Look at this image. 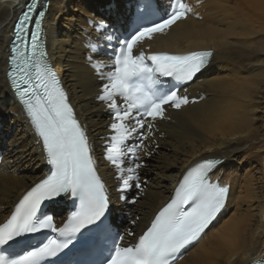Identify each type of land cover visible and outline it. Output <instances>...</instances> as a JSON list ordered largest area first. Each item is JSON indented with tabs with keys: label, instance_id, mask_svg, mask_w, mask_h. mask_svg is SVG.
I'll return each mask as SVG.
<instances>
[{
	"label": "snow or ice",
	"instance_id": "snow-or-ice-1",
	"mask_svg": "<svg viewBox=\"0 0 264 264\" xmlns=\"http://www.w3.org/2000/svg\"><path fill=\"white\" fill-rule=\"evenodd\" d=\"M128 4L116 24L102 18L86 23L95 33L87 44L90 67L100 81L96 99L109 110L111 121L101 159L114 169L118 199L134 204L136 200L128 201L123 193L132 187L143 192L140 154L151 155L144 141L151 136L153 122L164 118L166 106L179 110L190 103L177 85L203 73L213 53L146 54L145 43L166 36L193 14V8L186 0ZM47 6L45 0H24L20 6L9 45L7 81L49 169L0 222V264H177L225 207L229 189L211 178L224 161L207 158L189 167L142 233L126 231L135 242L125 244L126 236L115 232L109 219L111 200L98 175L87 130L49 63L43 39ZM102 49L105 58L92 55ZM162 78H170L173 85L165 89ZM145 126L147 134L140 131ZM64 201H71L72 210L58 225L57 206Z\"/></svg>",
	"mask_w": 264,
	"mask_h": 264
},
{
	"label": "bare ground",
	"instance_id": "bare-ground-1",
	"mask_svg": "<svg viewBox=\"0 0 264 264\" xmlns=\"http://www.w3.org/2000/svg\"><path fill=\"white\" fill-rule=\"evenodd\" d=\"M23 1L0 3V222L46 172L30 124L2 80L11 23ZM186 2L193 14L153 41L166 51L175 47L176 53L211 49L212 60L179 91L190 103L179 110L167 106L164 118L153 122L151 136L144 141L151 155L140 154L143 192L132 187L123 193L128 201L135 199L134 204L118 199L114 169L101 159L111 121L109 110L96 99L100 81L90 67L87 44L95 33L86 23L101 18L112 24L122 21L128 0H48L46 48L87 130L113 203V218L125 236L127 230L138 236L146 228L188 166L200 159L223 158L211 178L229 187L225 207L177 264H246L264 254V0ZM106 54L102 49L92 55L103 59ZM140 131L147 134L149 129Z\"/></svg>",
	"mask_w": 264,
	"mask_h": 264
},
{
	"label": "flooded vegetation",
	"instance_id": "flooded-vegetation-1",
	"mask_svg": "<svg viewBox=\"0 0 264 264\" xmlns=\"http://www.w3.org/2000/svg\"><path fill=\"white\" fill-rule=\"evenodd\" d=\"M173 46H175V43L173 42ZM172 51H166L165 49H161V44L158 40L153 42L145 43L143 51L146 52V54H151L152 52H168V53H176V48L172 47Z\"/></svg>",
	"mask_w": 264,
	"mask_h": 264
}]
</instances>
